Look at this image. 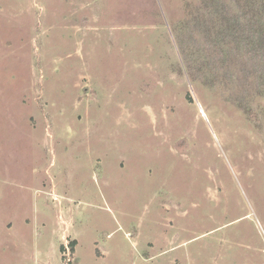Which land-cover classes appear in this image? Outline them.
I'll return each instance as SVG.
<instances>
[{"label": "rangeland", "instance_id": "1", "mask_svg": "<svg viewBox=\"0 0 264 264\" xmlns=\"http://www.w3.org/2000/svg\"><path fill=\"white\" fill-rule=\"evenodd\" d=\"M0 264H264V0H0Z\"/></svg>", "mask_w": 264, "mask_h": 264}, {"label": "trees", "instance_id": "2", "mask_svg": "<svg viewBox=\"0 0 264 264\" xmlns=\"http://www.w3.org/2000/svg\"><path fill=\"white\" fill-rule=\"evenodd\" d=\"M187 97H188V99L190 100V101H192V98H191V96L188 94L187 95ZM71 245H73V242L71 243ZM72 248H73V246H72Z\"/></svg>", "mask_w": 264, "mask_h": 264}]
</instances>
